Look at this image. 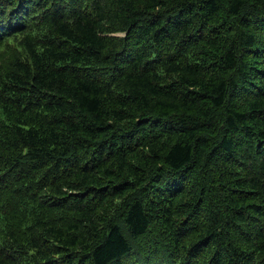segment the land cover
Wrapping results in <instances>:
<instances>
[{
  "label": "trees",
  "instance_id": "16d2710c",
  "mask_svg": "<svg viewBox=\"0 0 264 264\" xmlns=\"http://www.w3.org/2000/svg\"><path fill=\"white\" fill-rule=\"evenodd\" d=\"M0 264H264V0H0Z\"/></svg>",
  "mask_w": 264,
  "mask_h": 264
}]
</instances>
